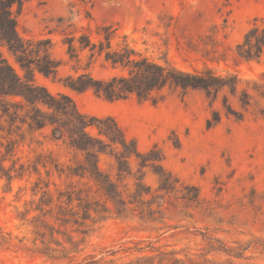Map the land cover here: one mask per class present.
Wrapping results in <instances>:
<instances>
[{
    "label": "rangeland",
    "instance_id": "1",
    "mask_svg": "<svg viewBox=\"0 0 264 264\" xmlns=\"http://www.w3.org/2000/svg\"><path fill=\"white\" fill-rule=\"evenodd\" d=\"M15 16L26 59L57 66L56 76L35 73L34 87L69 97L82 114L112 117L138 154L100 155L106 185L57 172V159L75 166L82 157L48 142L49 129L28 131L35 106L0 96V264H120L122 249L149 239L201 264H264V51L257 61L236 54L264 18V0H26ZM97 32L111 34L113 49L126 42L136 59L209 71L236 87L163 81L147 101H106L78 89L77 77L140 76L83 49L82 36L96 43ZM1 64L23 78L5 47ZM46 247L59 259L37 253Z\"/></svg>",
    "mask_w": 264,
    "mask_h": 264
},
{
    "label": "trees",
    "instance_id": "2",
    "mask_svg": "<svg viewBox=\"0 0 264 264\" xmlns=\"http://www.w3.org/2000/svg\"><path fill=\"white\" fill-rule=\"evenodd\" d=\"M24 1L26 0H0V47L7 48L24 73L21 78L13 69L9 67L4 69L1 64L0 78L7 79L9 83L7 82L5 86L0 84V96L20 97L24 104L35 106L26 122L28 131L34 133L49 129V135L45 136L48 142L56 146L62 144L64 150L74 154V158L75 156L82 157L81 163H75V166L66 165L57 159L55 164L57 172L62 166V170L63 168L68 170V176L88 177L99 185L102 183L106 185L107 182H105V177L98 165L99 156L106 155L107 150L111 148H119L121 154L126 158L136 156L138 154L137 146L134 141L127 139L121 127L112 117L98 118L82 114L69 97L62 94L53 96L45 88L34 87L35 73L45 77L56 76L57 66L48 57L44 59L43 63L37 62L36 64L26 59L25 55L28 53V49L18 36L15 16V13L21 11ZM96 35L98 37L96 43H92L89 37L82 36L87 43L82 46L83 49L87 48L92 54L102 55L104 61L114 68H126L131 75L137 72L140 76V79L134 75L122 80L113 78L109 82L93 80L89 75L77 77L76 87L78 89L91 90L96 96L102 97L106 101H119L131 95L136 96L139 101H147L151 97V92L160 88L163 81L193 89L211 87L234 89L236 87L235 80L216 77L209 71L187 75L169 66L161 67L152 64L145 58L136 59L137 53L126 42L120 48L113 49L111 45L113 38L110 33L101 35L97 32ZM263 51L264 18H261L254 20L251 28L244 35L242 43L236 47V54L246 61H257ZM6 71L9 72L10 78L6 76ZM23 82L26 84L23 85ZM10 83L22 85L23 90L21 92L11 90L8 85ZM90 129H95L97 135H91ZM48 154L52 155L53 151L48 150ZM133 244L132 248L122 249L126 256L120 264H201V257L188 255L185 250H176L170 245L156 246L150 239L139 240ZM36 251L39 255L50 260L59 259L56 256V250H52L50 247ZM99 262L92 261L88 264H98Z\"/></svg>",
    "mask_w": 264,
    "mask_h": 264
}]
</instances>
